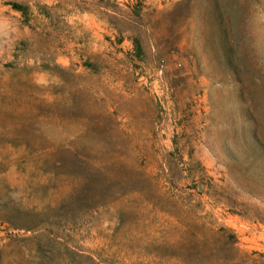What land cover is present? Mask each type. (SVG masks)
Wrapping results in <instances>:
<instances>
[{
  "label": "rangeland",
  "instance_id": "374dc122",
  "mask_svg": "<svg viewBox=\"0 0 264 264\" xmlns=\"http://www.w3.org/2000/svg\"><path fill=\"white\" fill-rule=\"evenodd\" d=\"M0 264H264V0H0Z\"/></svg>",
  "mask_w": 264,
  "mask_h": 264
}]
</instances>
